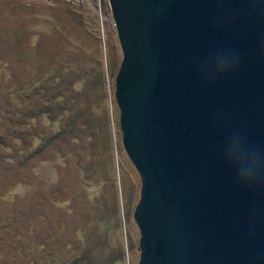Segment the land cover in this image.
<instances>
[{"label":"water","instance_id":"obj_1","mask_svg":"<svg viewBox=\"0 0 264 264\" xmlns=\"http://www.w3.org/2000/svg\"><path fill=\"white\" fill-rule=\"evenodd\" d=\"M121 59L114 99L138 173L136 264H264V173L233 183L239 133L264 155V0H108ZM228 48L231 75L208 72Z\"/></svg>","mask_w":264,"mask_h":264},{"label":"rangeland","instance_id":"obj_2","mask_svg":"<svg viewBox=\"0 0 264 264\" xmlns=\"http://www.w3.org/2000/svg\"><path fill=\"white\" fill-rule=\"evenodd\" d=\"M108 0H0V264H136Z\"/></svg>","mask_w":264,"mask_h":264},{"label":"clouds","instance_id":"obj_3","mask_svg":"<svg viewBox=\"0 0 264 264\" xmlns=\"http://www.w3.org/2000/svg\"><path fill=\"white\" fill-rule=\"evenodd\" d=\"M238 67V58L228 48L217 49L208 64L209 74L216 79L231 75ZM223 163L232 170L233 183L238 187H249L264 173V155L235 133L227 136L221 145Z\"/></svg>","mask_w":264,"mask_h":264}]
</instances>
